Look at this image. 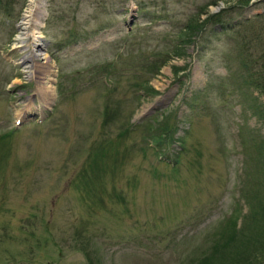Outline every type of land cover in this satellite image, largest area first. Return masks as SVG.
Listing matches in <instances>:
<instances>
[{"label":"rangeland","instance_id":"1","mask_svg":"<svg viewBox=\"0 0 264 264\" xmlns=\"http://www.w3.org/2000/svg\"><path fill=\"white\" fill-rule=\"evenodd\" d=\"M37 1L0 0V264H244L264 239L258 210L240 221L264 190V60L244 75L236 49L260 18L264 49V0Z\"/></svg>","mask_w":264,"mask_h":264},{"label":"trees","instance_id":"2","mask_svg":"<svg viewBox=\"0 0 264 264\" xmlns=\"http://www.w3.org/2000/svg\"><path fill=\"white\" fill-rule=\"evenodd\" d=\"M250 1L251 0H236L235 4L239 5V6H246V5H248V3ZM3 10H4L5 13L8 12L6 7ZM209 17H212V14L207 16L205 19H203L201 21H196V19L192 20L191 23H189V24L186 23L182 27V29L180 30V36L182 35L181 36V38H182L181 40H182V43H184V44H183L182 47L179 44L175 45L176 49H175L174 53L176 55H180L182 53V52H180V50H184V45H186L188 42L193 41L192 38H194L197 35V33H199L201 31L203 23L206 22ZM260 20H261V18L258 19V21L257 20L251 21V19L248 20V22H251V24H248L249 25V31H250L251 38H252V40H250V41H252L254 43L256 50L258 49L257 53L259 55L255 56V58H253L254 54L249 55V54L246 53V48H247V46H249V42L250 41L246 43L245 35L242 36V41H241V42H243L242 46L240 45L239 49L238 50L236 49L237 57L240 58V61L242 62V63H240V67H241L240 73H242V72L244 73V71H245L244 75H246V72H247L246 66L247 65L248 66L251 65V63L248 62V60H247L248 57H250V58L252 57L251 59H255L256 60L255 62H261L262 60H264V49L260 46L261 42H259L261 33H260V30H259L260 28L258 27L259 23H257ZM256 41L259 42V43H257ZM151 63H154V62H151ZM151 63H149V64H151ZM262 67H264V66H262ZM180 70H181L180 68H175L173 70V74H177ZM97 71H100L102 73L101 69H99ZM245 79H246V77H245ZM255 80H257L258 82L256 81L255 83H253L252 87L257 89L258 92L262 96H264V72L258 74V77ZM137 83L138 82H136V84ZM142 86L143 87L141 88V90L140 89L139 90L145 92V89H147L145 84H143ZM151 138H152V140H155L154 134L151 136ZM165 145H166V141H164L161 144V146H165ZM162 152H163V150H162ZM175 161H176V159H175ZM255 195H256V200L255 201H254V199H247L246 200V205L245 206H246L247 210L245 212H243L244 214L242 213V216L240 215L241 209H240V211H237L239 213L238 217L240 215V221L242 220L243 216L245 218V214H247L248 211H249L248 213H251V212H253L255 210H258V212L260 214H263V216L261 217V220L264 223V190H263V192H260L258 194L256 192ZM263 223L262 224H258L257 223L255 228H254V231H256L257 229L259 230L260 227L263 226ZM229 224L230 225L228 226V221L224 220L221 229H224V228L230 229L231 228V231L234 232V228H235L234 224L235 223L234 222H229ZM261 233H264V228H263V231H261ZM247 242L252 243V248L249 250V253L247 254V256H245V259L243 260V263L244 264H264V248H262V247H264V239H263V241H261V243L258 242L256 240V238H252L251 240H248ZM211 260H213V256L210 255V257H208L207 262L208 261L210 262ZM193 261L194 260H190V261H188L187 264H192Z\"/></svg>","mask_w":264,"mask_h":264},{"label":"bare ground","instance_id":"3","mask_svg":"<svg viewBox=\"0 0 264 264\" xmlns=\"http://www.w3.org/2000/svg\"><path fill=\"white\" fill-rule=\"evenodd\" d=\"M39 14V13H38ZM41 17V16H40ZM34 24L36 25H39L40 26V21L37 19L33 20ZM39 32H37V28L34 26L32 28V30L26 35V36H29L30 39V43L32 44L33 48L32 50H30L29 54L26 56V59L27 61L30 60V59H33V57H37V56H40L41 55V52H40V49L42 48L41 45H40V41H39V35H38ZM22 38V37H21ZM26 38V37H25ZM17 46V45H16ZM19 47V46H18ZM46 56L42 55V58H44ZM30 63V62H29ZM37 66H35L36 68ZM39 67V66H38ZM34 73L36 75H41L40 78L37 79V89H36V93L39 94L42 99H43V102L47 105L49 104L48 101L49 99H51V95H52V81H53V78L49 77L50 75V72L48 69H45V68H42L40 70V72H37L34 71ZM46 75V76H45ZM45 76V77H44ZM43 78H45V81L43 80ZM27 105H25V107H22V109L19 111L18 113V117L19 118L21 115H22V112L23 114L25 112H27V108H26ZM30 109V108H29ZM28 109V110H29ZM22 111V112H21ZM21 112V113H20Z\"/></svg>","mask_w":264,"mask_h":264},{"label":"built area","instance_id":"4","mask_svg":"<svg viewBox=\"0 0 264 264\" xmlns=\"http://www.w3.org/2000/svg\"><path fill=\"white\" fill-rule=\"evenodd\" d=\"M30 1H33V0H30Z\"/></svg>","mask_w":264,"mask_h":264}]
</instances>
